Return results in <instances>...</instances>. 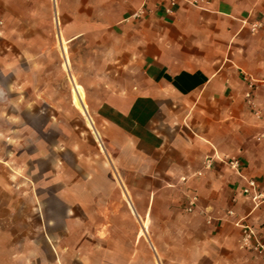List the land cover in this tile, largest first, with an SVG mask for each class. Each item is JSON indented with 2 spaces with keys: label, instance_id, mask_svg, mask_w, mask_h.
I'll return each mask as SVG.
<instances>
[{
  "label": "crops",
  "instance_id": "crops-1",
  "mask_svg": "<svg viewBox=\"0 0 264 264\" xmlns=\"http://www.w3.org/2000/svg\"><path fill=\"white\" fill-rule=\"evenodd\" d=\"M143 3H77L97 13L75 73L113 169L97 144L77 176L82 164H50L32 132L0 125V264H154L147 247L160 264H264L240 229L264 236V204L241 195L248 179L264 194V0L179 4L171 16L148 0L133 19ZM67 27L71 40L87 35L79 16ZM146 218L148 239L132 237Z\"/></svg>",
  "mask_w": 264,
  "mask_h": 264
},
{
  "label": "rangeland",
  "instance_id": "rangeland-1",
  "mask_svg": "<svg viewBox=\"0 0 264 264\" xmlns=\"http://www.w3.org/2000/svg\"><path fill=\"white\" fill-rule=\"evenodd\" d=\"M82 1L86 0H56L54 5L53 0H0V125L5 131L10 128L18 131L23 138L27 131L32 132L36 143L43 141L46 144L50 152L46 160L50 164L61 159L71 171L82 164L86 170L77 169L76 174L82 173L86 178L92 162L97 160L95 145L99 144L111 169L113 164L88 107L98 140L87 127L84 117L74 108L71 86L63 66L60 34L68 59V72L80 84L76 67L80 68L89 60L91 26L97 19V13L93 14L90 5L77 4ZM77 16L87 26V35L71 40L70 36L78 29L67 26ZM83 91L87 106V92ZM6 117H12L13 123H9L10 119ZM59 145L60 153L56 151ZM113 173L116 181L122 184L115 168ZM143 206L148 209L149 203ZM163 208V204L153 203L152 215L161 216ZM182 211H185L184 207ZM152 223L153 220L150 222V218H146L144 229L141 224L134 223L137 230L129 232L132 237L141 235L148 239ZM147 248L154 264H160L153 259V250Z\"/></svg>",
  "mask_w": 264,
  "mask_h": 264
},
{
  "label": "built area",
  "instance_id": "built-area-1",
  "mask_svg": "<svg viewBox=\"0 0 264 264\" xmlns=\"http://www.w3.org/2000/svg\"><path fill=\"white\" fill-rule=\"evenodd\" d=\"M148 0H144V3L141 5L140 9L136 10L131 17L133 19H140L146 14L145 2ZM213 0H166V6L164 9V13L167 16H171L174 12V9L179 4H185L189 6H193L199 9L205 8L208 4H210ZM247 85V92L245 97L249 99L251 97V92L253 91L255 84L252 80L248 79ZM229 167L233 170L238 172L239 162L236 159L229 160L227 162ZM241 195L248 200L250 203L253 204L254 207H258L264 204V194L258 190L257 184L254 180L248 179L246 180L245 186L241 190ZM196 198H191L186 206V211L191 212ZM241 229V243L243 246L247 248H251L254 250L259 256L264 257V236L258 237L249 227L245 225H240ZM251 241H254L252 245Z\"/></svg>",
  "mask_w": 264,
  "mask_h": 264
},
{
  "label": "bare ground",
  "instance_id": "bare-ground-1",
  "mask_svg": "<svg viewBox=\"0 0 264 264\" xmlns=\"http://www.w3.org/2000/svg\"><path fill=\"white\" fill-rule=\"evenodd\" d=\"M53 3L55 5L56 0H53ZM59 40H60L59 43H60V47H61V54L63 56V66L67 72V78H68L69 84L71 86L72 104H73L74 108L76 110H78L80 112V114L84 117L85 123H86L87 127L91 130L92 134L94 135V138L98 139V135H97L98 132L93 127L92 119L90 118V116L88 114V109H87V106L85 104V95H84L83 88L80 84L77 83L75 78L71 74H69V72H68V59L65 55V48H64V45L62 43L61 34L59 35ZM128 205L130 206L131 204L129 203ZM130 209L133 212V208L131 206H130ZM143 228H144V226H143Z\"/></svg>",
  "mask_w": 264,
  "mask_h": 264
}]
</instances>
